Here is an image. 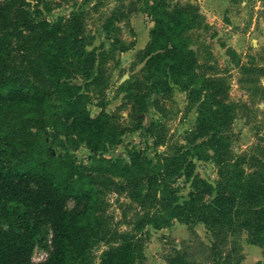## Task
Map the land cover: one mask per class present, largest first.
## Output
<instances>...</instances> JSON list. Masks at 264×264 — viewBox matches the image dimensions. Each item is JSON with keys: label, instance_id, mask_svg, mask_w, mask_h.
<instances>
[{"label": "rangeland", "instance_id": "374dc122", "mask_svg": "<svg viewBox=\"0 0 264 264\" xmlns=\"http://www.w3.org/2000/svg\"><path fill=\"white\" fill-rule=\"evenodd\" d=\"M166 1L170 13L190 5L202 16L181 36L192 52L194 86L174 84L170 67L147 55L155 23L142 0H0L6 11L0 83L13 80L42 94L30 107L0 105V159L60 176L74 173L95 190L92 219L100 225L85 264H102L104 254L135 235L143 238L139 264H169L175 251L191 264H264V250L246 233L238 251L229 243L214 255V239L202 223L137 228L147 215L166 216L170 209L214 214L207 206L222 186L220 171L264 179V0ZM58 38L86 52L81 68L52 73L50 47ZM119 40L131 49L117 52ZM206 90L215 102L205 103ZM73 98L84 99L93 117H113L118 138L105 150L92 152L64 131ZM191 199L193 207L186 205ZM84 205L69 201L67 208ZM47 258L36 248L32 262Z\"/></svg>", "mask_w": 264, "mask_h": 264}, {"label": "trees", "instance_id": "16d2710c", "mask_svg": "<svg viewBox=\"0 0 264 264\" xmlns=\"http://www.w3.org/2000/svg\"><path fill=\"white\" fill-rule=\"evenodd\" d=\"M142 3L155 23V28L150 31L147 55H152L157 64L170 67L174 84L194 86L197 83L193 72L195 65L189 59L192 52L187 39L181 36L201 20L198 9L186 5L170 13L166 0H142ZM5 16V9L0 8V19ZM54 45L56 47H50L48 63L54 75L70 68H81L85 63L86 52L80 45L60 38ZM129 49L121 40L117 41V52L124 53ZM93 64L91 62L89 66ZM3 68L4 61L0 55V70ZM203 81L208 83L207 79ZM191 94L193 91H189V97L194 98ZM204 95L205 103L215 102L208 90ZM41 100L42 94L33 88L13 80L0 83V105L30 107ZM64 118V131L84 140L92 152L105 150L108 143L118 138V127L112 122L113 117L106 112L93 117L82 98H73L66 104ZM230 167L236 169L238 166ZM121 171V175L126 176L132 169ZM220 175L222 186L218 185L213 206H207L213 209L214 214L200 215L196 208L188 213L170 209L166 216L147 215L137 224L138 230L143 232L149 226L160 230L162 226L174 225L175 222L191 229L192 222H198L212 234L214 243L211 251L214 255L229 243L232 253L238 251L245 233L250 244L264 250V179L253 175L246 177L242 172L233 174L230 169L220 171ZM194 180L215 192L213 185L198 177ZM95 198V190L74 173L60 176L46 168H19L0 159V264H34L32 257L36 248L48 252V258L39 264H85L87 254L97 240L100 225L98 220L92 219ZM69 201L84 203V208L69 210ZM193 203L191 199L186 205L193 207ZM234 211L237 217L227 218ZM142 241L143 238L137 235L125 240L119 248L104 254L102 264H139L145 261ZM175 253L169 258V264H191L185 255L179 251Z\"/></svg>", "mask_w": 264, "mask_h": 264}]
</instances>
